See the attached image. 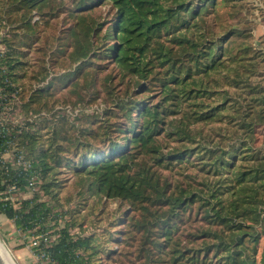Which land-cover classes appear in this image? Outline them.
<instances>
[{
  "label": "trees",
  "instance_id": "1",
  "mask_svg": "<svg viewBox=\"0 0 264 264\" xmlns=\"http://www.w3.org/2000/svg\"><path fill=\"white\" fill-rule=\"evenodd\" d=\"M221 1L0 0L2 95L37 116L14 135L33 164L13 182L26 192L34 175L50 190L52 148L37 136L51 122L56 166L74 162L86 191L128 206L101 247L74 218L60 225L72 210L40 190L2 201L0 213L39 236L40 259L264 264V79L253 31L221 26ZM58 102L103 108L78 127Z\"/></svg>",
  "mask_w": 264,
  "mask_h": 264
},
{
  "label": "rangeland",
  "instance_id": "2",
  "mask_svg": "<svg viewBox=\"0 0 264 264\" xmlns=\"http://www.w3.org/2000/svg\"><path fill=\"white\" fill-rule=\"evenodd\" d=\"M235 4L225 3L221 1L219 8L218 19L221 26L230 25L232 23H238L240 26H245L250 29L251 42L256 44L258 49L255 51V55L260 62V73L258 79H264V0H236ZM62 17V16H61ZM56 18L47 24L45 27V34L47 32H53L52 24L56 22ZM249 31V30H248ZM44 34V35H45ZM260 47V48H259ZM32 59L37 58L39 53H36L33 49L31 51ZM59 105L58 113L63 117L67 114L69 121L76 124L78 127L82 126V123L86 121L85 118L80 119L84 114H95L101 112L103 105L92 104L89 106H66L61 102ZM64 105V106H62ZM57 117L55 120H58ZM44 128L39 130L40 135L37 139H41L42 146L45 148H52L50 150L49 161L54 167L50 170L48 178L44 179L43 184L53 183L50 188V192L42 189L40 194L42 197L48 199L54 209L62 211L63 213L72 210L71 214L68 213L60 220V225L65 223V219L74 218L75 225L74 232L84 235H91L93 237V244L104 246L105 239L115 237L118 231L121 229L122 219L125 215L128 206L123 204L119 199H107L100 200L97 194L93 191H86L84 184L80 182V176L76 173V165L74 162L70 166H66L64 163L62 166H56L53 155L60 154L55 151V145L51 144V122L44 124ZM69 134L75 138L79 136V131L71 130ZM51 145V147H49ZM38 152H40V145ZM34 151V149H33ZM84 191L83 195L81 191ZM32 194V193H31ZM30 193L20 195L22 197H31ZM57 229V228H56ZM54 231V230H52ZM114 235H112V234ZM35 235H28L19 230L13 221L4 214L0 213V242L10 252L13 260L16 264H51L48 260L40 259L36 252V246L33 245ZM107 248L112 249L117 245L116 241L108 242ZM91 249H88L86 253H91ZM104 255H94L90 264H97L98 258Z\"/></svg>",
  "mask_w": 264,
  "mask_h": 264
},
{
  "label": "built area",
  "instance_id": "3",
  "mask_svg": "<svg viewBox=\"0 0 264 264\" xmlns=\"http://www.w3.org/2000/svg\"><path fill=\"white\" fill-rule=\"evenodd\" d=\"M4 30H0V37ZM5 50V46L0 40V54ZM3 88H0V187L6 185V189L0 190V203L2 201H16V198L22 193H33L38 190V184L35 176L29 178L26 186L27 191L21 192L16 182H13L14 173H23L32 167L33 160L30 159L24 150V147L18 145V137L26 125V121L36 120L37 116L32 113L27 114L25 108L21 106L19 97L7 98L2 95ZM10 139H8V137ZM11 136V137H10ZM13 136V138H12ZM12 176V177H11ZM17 206L18 204L15 203ZM39 236L34 237L33 245L40 244ZM52 239V238H51Z\"/></svg>",
  "mask_w": 264,
  "mask_h": 264
},
{
  "label": "bare ground",
  "instance_id": "4",
  "mask_svg": "<svg viewBox=\"0 0 264 264\" xmlns=\"http://www.w3.org/2000/svg\"><path fill=\"white\" fill-rule=\"evenodd\" d=\"M0 252L3 256V259L6 264H16L13 260L10 252L7 250V248L0 242Z\"/></svg>",
  "mask_w": 264,
  "mask_h": 264
},
{
  "label": "water",
  "instance_id": "5",
  "mask_svg": "<svg viewBox=\"0 0 264 264\" xmlns=\"http://www.w3.org/2000/svg\"><path fill=\"white\" fill-rule=\"evenodd\" d=\"M0 264H6L4 259H3L1 252H0Z\"/></svg>",
  "mask_w": 264,
  "mask_h": 264
},
{
  "label": "crops",
  "instance_id": "6",
  "mask_svg": "<svg viewBox=\"0 0 264 264\" xmlns=\"http://www.w3.org/2000/svg\"><path fill=\"white\" fill-rule=\"evenodd\" d=\"M2 214V213H1ZM4 215V214H3ZM8 218V217H7Z\"/></svg>",
  "mask_w": 264,
  "mask_h": 264
}]
</instances>
